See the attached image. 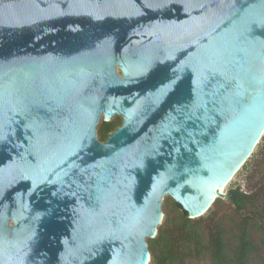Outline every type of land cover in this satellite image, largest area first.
<instances>
[{
    "label": "water",
    "instance_id": "95a60500",
    "mask_svg": "<svg viewBox=\"0 0 264 264\" xmlns=\"http://www.w3.org/2000/svg\"><path fill=\"white\" fill-rule=\"evenodd\" d=\"M263 134L264 0H0V264H149Z\"/></svg>",
    "mask_w": 264,
    "mask_h": 264
},
{
    "label": "trees",
    "instance_id": "16d2710c",
    "mask_svg": "<svg viewBox=\"0 0 264 264\" xmlns=\"http://www.w3.org/2000/svg\"><path fill=\"white\" fill-rule=\"evenodd\" d=\"M116 123L113 121L103 122V131L100 134L102 140H105L108 134L114 130ZM246 162L242 165L243 167ZM219 199L221 200V198ZM219 199L217 198L213 203ZM228 199L235 204V211L238 215L242 216L236 225V247L233 254L230 255V251L226 247L222 218L216 217L215 211L213 214H206L211 207L201 216L192 218L189 217L188 211L172 198L167 199L164 219L167 218L171 206L179 215L175 219V225L165 229L162 224L158 228L157 235L147 239L151 254L149 264H183L185 257H199L206 250L205 246L210 247L211 258L217 264H248L249 256L259 251L257 239L251 232L252 228L262 233L264 242V203L255 205V197L239 189L235 190L234 195H230ZM202 229H206L205 234L208 235L207 245H204L202 239L204 236ZM259 264H264V257Z\"/></svg>",
    "mask_w": 264,
    "mask_h": 264
},
{
    "label": "rangeland",
    "instance_id": "374dc122",
    "mask_svg": "<svg viewBox=\"0 0 264 264\" xmlns=\"http://www.w3.org/2000/svg\"><path fill=\"white\" fill-rule=\"evenodd\" d=\"M104 121H113L114 123L117 122L118 124L116 123L115 127L117 128L121 124L122 117L118 114H115L110 119H105L104 115H101L97 125V133L99 139H101L100 134L103 131L102 126ZM247 160L248 161L246 162V165L244 167L242 166L240 170L236 173V175L234 174L230 178V180L225 184L226 188L224 193L221 194L222 196L220 195L219 197H217L218 199L221 198V200L219 199L216 203H213L209 212H206V214L210 215L213 214L215 211V216L222 218L224 226V239L227 243L226 247L227 250L230 251V255L233 254V251L236 247V225L238 221L242 218V216H239L238 213L235 211V204H233L228 199L229 196L234 195V191L239 189L244 193L253 195L256 199V201H254L255 205H262V203H264V134ZM172 198L173 196L169 194L163 196V212H165L166 203L168 201L167 199ZM259 211H261L260 208ZM178 215L179 213L176 212L175 208L171 206V208H169L168 210V214L166 216L167 218L164 219L165 214L163 213L162 223L159 225V227L163 224L162 227L168 229L169 227L175 225V219ZM202 231L204 234V236H202L204 245H207L208 235L205 234L206 229H202ZM251 232L253 237L257 239L256 241L259 247V251L249 256L248 264H259L262 258L264 257V242L262 241V233L260 231H255L254 228L251 229ZM205 247L206 250L202 252L199 257H185L183 264H217L211 258L209 252L210 247Z\"/></svg>",
    "mask_w": 264,
    "mask_h": 264
},
{
    "label": "bare ground",
    "instance_id": "6f19581e",
    "mask_svg": "<svg viewBox=\"0 0 264 264\" xmlns=\"http://www.w3.org/2000/svg\"><path fill=\"white\" fill-rule=\"evenodd\" d=\"M102 115H103V114H102ZM110 118H111V117H110ZM110 118H106V119H110ZM262 136H263V135H262ZM262 136H261V137H262ZM260 139H261V138H260ZM260 139L258 140V142L260 141ZM258 142H257V143H258ZM257 143H256V145H257ZM256 145H255V146H256ZM254 148H255V147H254ZM254 148H253V149H254ZM252 152H253V151H252ZM240 168H241V167H240ZM240 168L238 169V171L240 170ZM238 171H237V172H238ZM237 172H236V173H237ZM236 173H234V174L236 175ZM233 178H234V177H233ZM233 178H232V179H233ZM229 180H230V179H229ZM229 180H228V181H229ZM228 181H227V182H228ZM227 182H226V183H227ZM226 183H225V184H226ZM225 188H226V187H225V185H224V186L219 190V192H217V193L212 197V200H213V201L216 200L217 197H219L221 194H223L224 191H225ZM221 196H222V195H221ZM213 201H212V202H213ZM162 217H163V215H162ZM149 255H151V254H149ZM149 261H150V256H149V260H148L147 263H149Z\"/></svg>",
    "mask_w": 264,
    "mask_h": 264
},
{
    "label": "clouds",
    "instance_id": "9594fccd",
    "mask_svg": "<svg viewBox=\"0 0 264 264\" xmlns=\"http://www.w3.org/2000/svg\"><path fill=\"white\" fill-rule=\"evenodd\" d=\"M189 217H191V216H189ZM196 217H198V216H196ZM192 218H194V217H192ZM156 235H157V234H156ZM156 235H155V236H156ZM155 236H154V237H155ZM150 260H151V259H150ZM149 263H150V262H149Z\"/></svg>",
    "mask_w": 264,
    "mask_h": 264
},
{
    "label": "flooded vegetation",
    "instance_id": "af4514ba",
    "mask_svg": "<svg viewBox=\"0 0 264 264\" xmlns=\"http://www.w3.org/2000/svg\"><path fill=\"white\" fill-rule=\"evenodd\" d=\"M122 122V121H121Z\"/></svg>",
    "mask_w": 264,
    "mask_h": 264
}]
</instances>
